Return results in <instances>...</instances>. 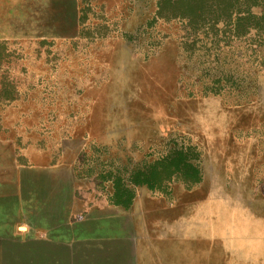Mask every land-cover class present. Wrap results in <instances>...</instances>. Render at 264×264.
I'll return each mask as SVG.
<instances>
[{"label":"rangeland","instance_id":"obj_1","mask_svg":"<svg viewBox=\"0 0 264 264\" xmlns=\"http://www.w3.org/2000/svg\"><path fill=\"white\" fill-rule=\"evenodd\" d=\"M231 1L260 28L208 22L220 0H0V264H97L40 212L109 197L110 171L138 201L131 263L264 264V0ZM42 159L79 172L45 191L19 168Z\"/></svg>","mask_w":264,"mask_h":264},{"label":"crops","instance_id":"obj_2","mask_svg":"<svg viewBox=\"0 0 264 264\" xmlns=\"http://www.w3.org/2000/svg\"><path fill=\"white\" fill-rule=\"evenodd\" d=\"M77 160L78 159L74 161V166L73 162L68 166V162L63 159H61V161L52 159V161L49 162H47V159H42L41 164L36 165L29 163L32 167L24 166L26 164H19V168L24 169L28 167L33 173L36 171L41 172L40 175L43 174V178L45 179L44 183L47 185L44 190L51 192L56 188L54 186L55 183L61 181L60 177L63 176L64 173L68 174V172H71V176H76L78 174L79 170L76 165ZM35 166H39V170L35 169ZM41 182H43V179ZM75 189L72 195L77 194V190ZM64 198V202H54L53 211L49 210L52 208L50 205H48L50 208H46L47 205L41 208L40 214H42L44 218L41 222L42 226L39 228V231L45 234L46 239L49 237L51 240L65 243L70 247L85 245L88 247L89 256L94 251L100 252L101 256L98 258L97 264L99 262L102 264H135V260L132 263L129 261V258H133L134 253L129 254L130 251L126 248L125 242L129 239H137V224L135 218L137 212L135 206L138 201H135V203L133 202L128 208L125 205L113 202L109 196L103 197L96 202H90L87 204L85 210H81L76 207V204H68V198ZM49 204H52V202ZM128 219L133 228L132 233H128L127 231ZM83 222H88V225L86 226L87 230L82 232L79 231V224ZM152 224L153 225H150V233H148L149 236H147V238L151 237V231L154 232V230L157 229L158 231L162 230L163 233H166L169 227L164 223H160L159 225L158 222H153ZM59 225H61L62 228H70L72 233L69 237L64 234V231L57 230ZM59 238L60 241L58 240ZM107 243L116 245L117 247L109 248Z\"/></svg>","mask_w":264,"mask_h":264},{"label":"trees","instance_id":"obj_3","mask_svg":"<svg viewBox=\"0 0 264 264\" xmlns=\"http://www.w3.org/2000/svg\"><path fill=\"white\" fill-rule=\"evenodd\" d=\"M258 1L262 2L263 0H257L255 4L258 3ZM222 3H227L229 2V6L224 7L223 12H218L216 13L217 17L211 19L208 22L213 21V25L218 23L219 21L226 20L229 18V20L232 19V28L234 30L233 35H242L246 34L247 30L251 26H255L257 29L260 28V23L259 25H256L253 23L254 21H251L246 15L240 13L237 15L238 11L237 8L234 7L235 3H232L231 0H220ZM231 2V4H230ZM237 11V12H236ZM236 13V14H235ZM264 17V14L261 16V19ZM108 175L110 176V179L112 176H114V179L112 180V186H113V192L110 195V199L115 202V203H120L122 205H125L127 207H130L132 204L133 197L135 195L134 190L132 187L128 186L126 175L116 173V172H108ZM101 177H104L105 175L101 174ZM103 179V178H100ZM105 180V179H104ZM141 181L134 180V186L136 184H140ZM129 193V194H128Z\"/></svg>","mask_w":264,"mask_h":264},{"label":"water","instance_id":"obj_4","mask_svg":"<svg viewBox=\"0 0 264 264\" xmlns=\"http://www.w3.org/2000/svg\"><path fill=\"white\" fill-rule=\"evenodd\" d=\"M21 230H25V227H20Z\"/></svg>","mask_w":264,"mask_h":264}]
</instances>
